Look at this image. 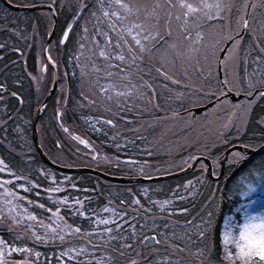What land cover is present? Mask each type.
Segmentation results:
<instances>
[{
	"label": "trees",
	"instance_id": "1",
	"mask_svg": "<svg viewBox=\"0 0 264 264\" xmlns=\"http://www.w3.org/2000/svg\"><path fill=\"white\" fill-rule=\"evenodd\" d=\"M81 1L82 0H75L73 3L69 0L67 3L63 2L65 4L63 6L62 3L56 5L58 13L56 35H58L65 22H67L73 12L79 7ZM95 1L97 2V0ZM232 1L233 0H226L227 3L231 4V8L225 9V12L228 13L227 19L229 30L233 29L234 26L235 28L237 27V18H242L243 11L245 10L247 3L250 1L248 18L249 29L245 31V34L238 45L236 51L238 66H235V69L237 68L236 70L241 81L243 80L246 68L253 81L258 79L264 80V75H254V73H264V61L256 62V55L258 52L257 46L264 48V0H239L238 3L234 1V5ZM160 2L162 3L163 0H160ZM8 12L15 17V23L11 25V29L8 24L6 30H0V43L11 40L16 47H20L21 52H24L25 49H27L28 43L25 44L22 39L18 38V32L23 35L26 31L31 37L33 26L36 25L38 33L41 37H44L52 24L49 13H45L46 15H44L41 12L30 11L23 13V15L20 14V17L17 12L10 11L0 4V17H3ZM91 18L92 17H90V19ZM163 19H166V17ZM163 19L161 21L162 34ZM87 23L95 24L96 22L92 23V20H89ZM171 23L172 27L175 28L177 22L173 20ZM24 25H26L25 29L23 28ZM75 25L76 26L74 27L76 31H74L71 41L69 38L64 46L60 47L55 40L53 46H51V50H53L54 46H58L59 53L62 57L58 63V65L60 64V82L58 84L60 90L55 92L44 112H42L38 119V137L41 147L51 160L64 165L77 163L78 165L96 168L105 173H125L130 175V167H115L116 165L111 164V162H104L106 160L103 161L102 157H98L96 161L90 160L91 158L87 157L86 153L81 150V147L70 138V135L73 136V134L76 133L94 138L100 143L99 150H104L105 155L109 158L107 161L114 159V157L111 156L112 153L117 154L112 151V149H107L99 136L90 133V128H88L84 122V116L87 113L97 111L95 114L103 117H105V115L107 116L108 113L107 110H90L88 107L85 108L88 103L85 100L84 95L88 98L89 94H83L79 86L80 81L77 78L76 71L77 68H79V65L75 66L76 50H74L79 44L78 41L83 39V35L77 24ZM222 27H224L223 22L218 23L215 21H210L204 26L210 39L214 37L216 33H219ZM24 36L26 35L24 34ZM175 38L174 34L173 39ZM169 43H171V40H169ZM39 48L38 43L35 42L27 57V67L32 72L35 70V53L38 52ZM164 48L165 44L161 41L160 47L155 52L160 58L158 57L159 61L158 59L154 60V67L158 68L163 66V69L172 73L171 76L173 78L175 77L174 79L178 83L183 81V75H185L186 78L182 83H186L187 79L194 82L193 87H197L199 92L197 91L198 93H194V95H187L186 99L188 103L193 104L192 101L194 99L198 100L201 93L207 92V89L210 86V81L205 74L206 69L197 67L196 58L184 61L173 59L170 55L164 56V54H166L164 53ZM92 52H96V48L93 50L88 48L86 54H83L82 51L83 55H80L79 57L80 63ZM13 55L16 57V63L5 72L3 71L0 73V83L8 84L11 90L16 91L17 94H19L21 103H19L18 98L11 95L0 100V123L2 124L10 113L14 115V119L11 120V123L7 126H0V135L3 136L2 141L4 143V145H0V155L10 164L14 163L15 169H18V171H24V169L26 171H34L38 166H44L39 156L36 155V152L33 154H29L28 152V149H30L29 147L34 149V146L29 144L31 115L38 105L41 95L36 92V86L33 79L25 73L23 62L20 60L19 54L14 52ZM245 57L247 58V65H245ZM201 63L203 62L201 61ZM254 63L258 66L254 67ZM170 64L171 69H169ZM233 67L234 66H232V68ZM82 68L86 69L88 67L85 66ZM195 70H198V73H200L199 77L198 74H195ZM198 79L202 81L201 88L197 86ZM49 80L50 78H48L47 81ZM147 80V83H150L148 78ZM175 86L176 85L172 87L175 88ZM176 88L173 92L176 91ZM155 90L157 101L162 111L158 113V117L153 118V121L152 117H150L147 120L149 123L146 121L147 124H144V130L146 131L144 135L145 138H142L139 142L137 151V153H141L142 155L132 154L146 161H144L145 163H142V167L135 171H142V176L145 177L160 175L177 170L176 165L183 167L181 162L186 156H189V154L203 151L205 148L212 153V156H216L217 153H222L224 151V145L219 147L220 144L215 143L218 141L214 140V136L217 134L213 128L208 129L207 126H201L199 124L196 127H189L186 119L183 120L182 118L174 117V113H176L174 110L182 108L177 96L172 97L171 101H169L170 99L168 100V96H165L164 92L157 89ZM245 90L247 91V89ZM66 91L68 92L66 95V103L64 105L63 100ZM148 94V98L151 97L150 92ZM98 103L101 104L102 107L104 106L102 105L103 102ZM88 106L91 105L88 104ZM105 108L110 110L109 107ZM58 109L60 111V122L66 129H68L66 132H64L61 126H58L57 124L56 113ZM261 116H264V99L258 98V102L254 104L251 114L244 125L243 131L232 133L230 135L231 139L228 141H231L232 144H237V135H239V141L241 143L249 140H259L261 132L264 131L257 123ZM155 118H163L164 120L158 119L161 124L156 127V123H154ZM148 124H150V126H147ZM105 133L109 134L110 132L108 130L105 131ZM22 137H24V140ZM102 137L105 138V135ZM227 138L224 137L222 140ZM145 139H147L148 142ZM105 141H107V138ZM8 148L12 149L15 153L8 150ZM260 155H264V153H261ZM25 157L27 160L24 159ZM257 159L260 161L258 164L264 162L260 160L259 156L255 157V160L258 162ZM218 161L219 157H217V164L219 167L220 163ZM253 162L254 161H252V163ZM170 166L174 167L171 171L168 170V167ZM218 167H215V169L217 170ZM225 167L224 177L217 183L211 181L206 175H204L203 180L197 179L188 188L185 187L184 182L186 180H191L193 177H199V175L203 173L201 168H194L190 173L171 177L169 179L152 182L126 183L120 184L119 186H114L90 173H79L76 174L74 180L76 189L72 190L70 195L81 199L82 195L89 192L93 197L92 199H94V204H96L94 205L95 209L100 208V206H103L113 199L118 203L123 201V203L120 204H122L124 209H120V211L126 213L124 217L129 219L128 222L132 220V217H130L131 219L128 218L130 215L136 216V219L138 216L141 217L139 219L140 225L151 227V232H155L157 239L159 240V243H156L151 239V236H149L148 241H144V238L137 237L138 239L136 242L125 238L127 242H129L130 247H132L130 252L133 251L134 256L137 255L136 251L138 250V244L141 243L143 246V244L146 243L141 252L143 255L147 256L150 254L148 260L149 263L163 261L162 257L167 256L168 259H171V262H176V264L178 261L184 262L185 264H195L197 259H202V257L197 256V250L210 249L214 253L217 264H226V262L221 260L219 253V224L222 216L225 213H228L236 202L240 200L235 194L231 195L232 187L230 183L236 176L245 170L246 164H233L227 160ZM181 188H183V192L177 194L179 197H175L176 190H180ZM79 190L85 191L80 194ZM149 198H154V200L157 201H169V208H174L175 210L177 205H179L180 208H183L186 211L174 212V220H156L153 218V215L160 212L156 210L158 207L147 203ZM134 200L139 203H135ZM147 207H149L151 212L145 210ZM86 212L90 213L88 210ZM63 216L69 223L80 226L81 220L79 217L69 215L66 212L63 213ZM177 220H184L182 223L185 224L180 226L176 224ZM193 223L196 225L194 226ZM209 225H211V227H209ZM138 226L135 227V230H138ZM201 232L204 233L203 236L200 235ZM163 235H170V237H168L167 240ZM117 243H119V245L121 244L120 241H117ZM214 245L215 247H213ZM115 248L119 249L120 247L116 246ZM150 250L152 252H150Z\"/></svg>",
	"mask_w": 264,
	"mask_h": 264
},
{
	"label": "snow or ice",
	"instance_id": "2",
	"mask_svg": "<svg viewBox=\"0 0 264 264\" xmlns=\"http://www.w3.org/2000/svg\"><path fill=\"white\" fill-rule=\"evenodd\" d=\"M16 3L17 0H7L9 6ZM84 7L85 5L81 3L80 8ZM95 8L96 11L92 15L97 16L98 23L92 40L97 41L95 45L97 53L106 63L100 67L93 64V68L97 72L103 71L104 76L110 78L103 83V86L99 87L100 93H115L117 96H122L126 95L127 92H131L133 88L125 82L128 77L132 76V72L128 71V69L136 65L143 67L145 55L147 54V56L151 57L160 47V42L163 41L165 44L164 52L173 59L188 61L196 58L197 67L206 69L205 74L210 81V86L207 92H202L200 98L192 101V103H203L205 116L216 115L217 113L226 114L227 118L219 125L221 130L229 128L233 122L234 115H239L240 119L236 120L235 123L236 127L240 131H243L256 99H264V80L258 79L253 81L246 68L243 80L241 81L237 71L232 70V66H238L236 46L239 43V32L241 29L248 27V20L242 19L241 21V18H237V27L230 31L227 19L228 13L224 11L226 8H231L230 3H227L226 0H163L162 3L160 0H107V3L104 0H97ZM164 17L166 19H163ZM76 18L73 17V20ZM162 19L163 34L161 28ZM173 20L177 22L175 28L172 27L171 22ZM210 21L223 22L224 24L220 32L216 33L211 39L204 28ZM71 27L72 23L70 22L68 28L65 29L64 35L61 37V44L67 39ZM174 34L175 39H173ZM98 36L103 38V45L98 43ZM169 40H171V43H169ZM79 47L83 48L84 45L81 44ZM257 47L256 62L264 61V48ZM17 51L19 50L17 49ZM44 51L47 52V49H44ZM48 61H51L53 68L58 67L57 61L51 55L48 56ZM245 65H247L246 57ZM256 66L258 65L254 63V67ZM38 70L41 73L43 72L42 67ZM156 71L168 76L163 66L156 68ZM254 75L261 76L264 73H254ZM113 76L115 78H112ZM33 79L35 80L37 77H33ZM140 80L142 84L151 87L142 77H140ZM117 85H123L127 92L120 91ZM3 89H5V85L0 84V90ZM233 92L236 94L235 97L231 95ZM12 95L16 96L17 94L14 92ZM59 116L60 112L58 109L57 118ZM107 123L112 124L113 121L108 120ZM257 123L264 130V116H261ZM65 131H68V129L65 128ZM73 135L80 144L91 147L86 139L75 134ZM236 139L239 150L236 146L232 145L231 141H222V143L228 145L231 151L225 150L223 153H217L216 156H212V153L205 148L203 151H197L195 154L186 156L181 164L183 168L189 170L192 168H205L207 170L206 161L200 159V157L207 156L211 159L213 166L211 174L215 175L214 168L218 167L217 157L221 158V162L226 158L233 164L241 163L242 165L247 164L255 156H259L260 160L264 161V155H260L264 153V131L261 132L259 140H249L241 143L239 135H237ZM176 167L180 170V165H176ZM247 171H252V168H248ZM246 174L247 172L241 173V176L243 177ZM45 175L50 183L44 189V192L50 198L55 199L57 203L68 204L70 208L80 203L79 200H71L65 196L55 197L53 194L60 192L62 185L55 182V175L51 171L45 173ZM21 179L25 182L20 183L19 180ZM197 179L203 180L204 174L201 173L199 177L186 180L184 182L185 187L192 185ZM68 181L69 177H62L63 184H67ZM33 184L34 182L28 181L27 177H17L15 171L3 160H0V190H2L0 192V200L9 206V216L14 225H18L20 221L15 216H12L11 213L15 212L17 207H22V205H18L14 201L27 200L29 204H38L37 201L28 200L27 195H21V192L18 191H29L30 188L27 186ZM35 186L37 188L40 187V185ZM69 187L76 188V185L71 184ZM252 187L254 185L250 184L248 186L249 189ZM134 202L139 203L135 200ZM164 203L167 204L169 201H164ZM249 203L251 202L249 201ZM38 207L44 209L45 206L44 204H38ZM25 211L27 210L25 209ZM47 211L52 213L49 220L53 223L56 220L63 221V217L59 215L60 208H56L55 210L49 208ZM106 211H113L114 215L116 214L113 209H106ZM177 211L183 212L186 210L177 209ZM79 214L84 216L83 212ZM92 215H95V213H92ZM124 215H126L125 212H120L116 216L120 221V223L115 224L117 230L125 223L122 219ZM23 219L24 217L21 216V220ZM27 219L34 221L37 219V216L34 213H28ZM233 220L234 217L227 215L219 230V253L221 260L226 262V264H237V261L239 264H264V210L260 212L245 210L242 222L233 223ZM53 223L42 225L45 231L44 237L35 236L36 229L32 225L28 227L32 229L36 240L43 239L47 242L49 231L53 240H63V228H60V233L57 234V228L60 226L53 227ZM101 223H113V220L111 217L101 220L96 215L93 224ZM64 227L68 228L69 233L73 231L80 232L81 230L74 226L64 225ZM9 230L11 231V229ZM100 231L109 233L111 229L106 227ZM135 235V229H133V240L135 239ZM200 235L203 236L204 233L201 232ZM108 239L111 240L114 237L109 236ZM151 239L159 243L155 232H153ZM148 240L149 237L145 236L144 241ZM122 247L128 248L130 245L125 244ZM232 248H235V251H232ZM84 250V246L81 245V253ZM30 251L27 246L20 248L0 239V264H8L6 256L13 252L28 253ZM75 253V248H66L60 255L67 257L71 261L75 258ZM36 255L38 256L39 253H36ZM197 256L202 257V259H197L195 264H217L214 253L210 249L197 250ZM162 260L167 261L168 257L164 256ZM13 264H31V262L25 256L24 260L15 261ZM61 264H63V261H61ZM97 264H100V262L97 261ZM129 264H133V261H129Z\"/></svg>",
	"mask_w": 264,
	"mask_h": 264
},
{
	"label": "rangeland",
	"instance_id": "3",
	"mask_svg": "<svg viewBox=\"0 0 264 264\" xmlns=\"http://www.w3.org/2000/svg\"><path fill=\"white\" fill-rule=\"evenodd\" d=\"M71 1L74 3L75 0H71ZM93 1H95V0H93ZM234 1H236V3H238L239 0H233L232 1L233 5H234ZM104 2L107 3V0ZM95 5L96 4H93V6L91 7V10L88 11V13L85 12L83 17L80 19L79 23L81 26L85 27L84 23L89 22V20H92V23H95V22L98 23L97 16L92 15V13L96 11V8H94ZM245 13L246 12L243 11L244 15H245ZM84 16H85V18H84ZM90 17H92V18L90 19ZM94 25L97 27V24H94ZM233 29H235V26L233 27ZM245 29L246 30L249 29V25ZM230 31H231V29H230ZM33 34H34V31H32V35ZM101 40H103V39L100 38L98 40V43L101 42V45H103L104 43H102ZM94 43L96 44L97 41H94ZM236 48H237V46H236ZM81 49L82 48L77 47L74 50H81ZM83 51L86 53V51L84 49H83ZM154 55H155V53L151 57L145 55V56H147V59H150V62H146L144 60L143 67H140V65H136L135 70L137 71V69H139V71L143 74H148L150 71L151 75H153L154 71H153V69H151V67H152L151 64H153ZM164 56H167V54H164ZM150 65H151V67H149ZM169 69H171V64L169 65ZM236 69H235V66L232 68V70L237 71ZM171 74L172 73L170 72V74H168V75H171ZM159 77L163 78V76H159ZM41 84H42V82L39 84V86H41ZM183 85H185V83L181 82L177 86V88L175 87L176 88L175 92H173V90L168 88L166 86V84H164V83H163L162 87L159 83H157L155 88L159 91L164 92L165 96H168V100L170 99L169 101H171L172 97H176V96L178 97L179 101H184L187 99V95H189V94L184 89H181V87ZM186 85H187V83H186ZM201 85H202V81L198 79L197 86L200 88ZM195 90L198 91L199 89L197 87H195ZM195 90H192L190 88L189 91L196 92ZM42 95L43 94H41V96ZM185 103H183V104H185ZM145 113L146 112H144L143 114H145ZM188 113H190V111ZM143 116H146V115H143ZM226 118H227L226 114H224V113H217L216 115L205 116L204 110H202V111H200L198 116H196V117L190 116L189 122H190V125L194 126V124H197L198 122H200V120L204 121L205 125H208V129L213 128L214 131H216L217 135L214 136V140L218 141L215 143L220 144V143H222V141H228V139L231 138L230 135L232 133L240 131L236 127V123H235L236 120L240 119L239 115H234L233 122L231 123V126L229 128H224L223 130H221L219 125ZM158 119L164 120L163 118H158ZM158 119L154 120L155 121L154 123H156L157 126L161 124V122H159ZM143 120H146V117H144ZM152 121H153V117H152ZM147 122L149 123V121H147ZM88 123H89L90 129L93 132L98 133V135H101L104 133L103 129L97 124L95 118L91 117V120ZM147 126H150V124H148ZM217 137H219V139H217ZM224 137H226V138L228 137V138L225 140H222ZM22 139L24 140V137H22ZM25 139H26V137H25ZM145 140H147V139H145ZM147 142H148V140H147ZM24 159L26 160V157ZM253 161L254 162L252 164H250L251 166L247 167L242 172V173L247 172V174L245 176L242 177L240 174V175L236 176L234 178V180H232V182L230 183V185L232 187L231 195L235 194L241 200V202H239L237 205H235L229 213H226L223 216V219L221 221V226L224 222V218L227 215H231L232 217H234L233 223H238V222H242V217L244 215L245 210L256 211V212H260L261 210H264V162L262 164H258V163H260L259 160H258V162L256 160H253ZM248 168H252V171L248 172L247 171ZM45 173H47V172L44 169H42L40 171V174L43 176H46ZM16 175H17V177H26V176H18L19 174H16ZM19 182L24 183L25 181L23 179H21V180H19ZM55 182L57 184L62 185V190L58 193L53 194L55 197L65 196V197H69L71 200H79L81 203L75 204L71 208L69 207L68 204L57 203L55 199L50 198L49 195L46 192H44V189L49 186L50 182L48 180L40 187L39 191H37L36 188H33L36 185L35 183L33 185H28L29 187L28 186L27 187L30 188V190H32L34 193H36V194L39 193V197H42L45 201L52 203V204L53 203L56 204V207L52 208L53 210H55L56 208H60L61 205H65V206H67L68 210L72 213V215L77 214L78 216L83 217L84 220H88L92 226H98V228L95 231L82 232V229L80 227L74 226V227L80 228L81 229L80 232H74L73 231V232L69 233L68 228L64 227V225H68V226H72V225H70L64 219H63V221L56 220L53 223L52 221L49 220V217L52 215V213H49L47 211V209H45V208L40 209L36 204H29L27 200L14 201V203H16L18 205H22V207H17L16 211L11 213L12 216H15V218L20 221V223L18 225H14V224H12V220L9 216V211H8L9 206L5 205L3 203V201L0 200V205H2L1 209H0V239H3L8 244H14L15 246L20 247V248H24L25 246H27L31 250L28 253L13 252V253L7 255L6 260L8 261V264H13V262H15V261H22V260H24L25 256H27V258L31 262V264H51V263H54L56 261H58L59 263H61V261H63V264H71V262L76 263V264H87V261H90L89 262L90 264H93V263L97 264V261H99L100 264H112L113 262L124 261V258L122 256H120L118 253H124V254L126 253V255L131 256V257L134 256L133 251L130 252L132 247H128V248L122 247V245H125V243L123 242V239H125V238L122 239V237L133 236V229H135V227H137L139 225L138 230H135V234H136L135 238L136 239H138L137 237L144 238L145 236H147V237L151 236L150 231L152 228L146 227L145 225H140L139 219L141 217H139V216L137 217V219H136V216H132V220L130 222L124 223L119 230H117L115 228V224L120 223V221L116 218V216L121 212L120 208L123 207L122 204H120L121 202L118 203V202H116V200L115 201L111 200V201H109L107 206L99 208L97 214L86 215V211L89 209V206L87 204V200H85V199L81 200L79 197L71 196L70 193L72 192V189H74V188H69V185H71V183L70 184H63L62 183V177L60 179H57L55 177ZM250 184L254 185V187H252L251 189L248 188V186ZM190 186L191 185L187 186L186 188H188ZM194 186H195V184H194ZM0 192H2V190H0ZM182 192H183V189L176 190L175 197H179V195L177 196V194L182 193ZM28 200H30L29 197H28ZM249 201L251 203H249ZM154 204L158 207V209H160L162 211V213L164 211L165 205H167L164 203V201H161V202L156 201V202H154ZM25 209L27 211H25ZM106 209H113L116 214L114 215L113 211H106ZM80 212H83L84 216H81L79 214ZM2 213L7 214V216H5V218H4ZM28 213H34L37 216L36 220H34V221L31 220L32 226L36 229L35 236L44 237L45 231H44V228L42 227V225H47L49 223H53V227H56L57 225L60 226L57 228V234L60 233V228H63L64 239L63 240H60V239L53 240L51 238V232L49 231V233H48L49 238H48L47 242H45L43 239L36 240L35 237L33 236L32 229L29 228L28 226L26 227L25 225L22 224L23 221H24V223H26V220H28L27 219ZM59 215L61 216L60 213H59ZM96 215H98L101 220H104L106 217H111L113 220V223H101V224H95L94 225L93 221L95 220ZM21 216L24 217L23 220H21ZM129 217H131V215ZM153 218L156 220H158V219L165 220V218L160 217L157 213L153 215ZM193 224H194V226L196 225L195 223H193ZM106 227L111 229V231L109 233H103L100 231L101 229L106 228ZM9 229H11V231ZM109 236L114 237V239L109 240L108 239ZM163 236L167 240H168V237H170V235H167V236L163 235ZM136 239L133 240V238H131V240L133 242H136ZM117 241L122 242V244L119 245V243H117ZM145 244L146 243H144L143 246H145ZM81 245H83L84 249H85L83 253H81ZM116 246H119L120 248L117 249V248H115ZM143 246L141 245V243L138 244V250L136 251V253L138 255H140L141 257H138V259L126 257L125 259L133 261L134 264H140L139 263L140 260L143 261L145 264H148L147 260L150 258V255L145 257V258H142L143 254L141 251L144 249ZM159 247L165 248L163 246H159ZM66 248H75L76 249L75 258L71 261L65 260V257L60 255V253H62ZM114 251H116V252H114ZM232 251H235V248H232ZM150 252H152V251L150 250ZM36 253H39V255L37 256ZM170 260L171 259H168L167 261H164L163 263H168V262L172 263ZM155 263H157V262H155ZM237 264H239L238 261H237Z\"/></svg>",
	"mask_w": 264,
	"mask_h": 264
},
{
	"label": "water",
	"instance_id": "4",
	"mask_svg": "<svg viewBox=\"0 0 264 264\" xmlns=\"http://www.w3.org/2000/svg\"><path fill=\"white\" fill-rule=\"evenodd\" d=\"M42 6H43V5H37V6H33V7H27L26 9H32V8H37V7H42ZM51 11H52V8H51ZM52 13H53L54 22H55V15H54V12L52 11ZM246 15H247V11H246V13H245V17H244V19H247ZM243 30H244V29H241V32L239 33V36L242 34ZM51 33H52V32H51ZM50 36H51V35H50ZM50 36L47 37V41H46V43H45V45H44V49H46V46H47L46 44H47V42H48ZM44 54L46 55V52H45V51H44ZM46 59H47V56H46ZM49 63H50V62H49ZM53 71H54V70H53ZM54 73H55V71H54ZM55 84H56V75L54 76L53 84H52L51 88H50V89L48 90V92L46 93V95H45L44 99L42 100L41 104L36 108V110H35V112H34V115H33V117H32V128H33L32 134H33V139H34L35 146H36V148H37V150H38L40 156L43 158V160H44L45 162H47L48 164H50L51 166H54V167H56V168H58V169H60V170H64V171H91V170H88V169H85V168H62V167L56 166V165L52 164V163H51V162H50V161L44 156V154L42 153V151H41L40 148H39V145H38V142H37V139H36V133H35L36 120H37L38 116L40 115V113L42 112V110H43V108H44V106H45V104H46L48 98H49L50 95L53 93V91H54V89H55ZM202 108H204V106H203V107L194 108L193 111H194V113L197 114ZM234 146H236V147L239 149V145H234ZM226 150L229 151L230 149L227 148ZM250 151H251V150H250ZM205 161L208 163V160L205 159ZM223 162H224V159H223ZM187 171H189V169H186V168H185V169H182V170H180V171H178V172H176V173L170 174V175L160 176V177H155V179H159V178H162V177L175 176V175H177V174H182V173L187 172ZM97 173H98V172H97ZM98 174L101 175V176H103V177H105V178L112 179V180H117V181H131V180H141V181H142V179H137V178H135V179H125V178H117V177L107 176V175H104V174H102V173H100V172H99ZM207 174H208V175H211V173H210V169H209V166H208V168H207ZM215 178H216V177H215ZM217 178H218V177H217Z\"/></svg>",
	"mask_w": 264,
	"mask_h": 264
},
{
	"label": "flooded vegetation",
	"instance_id": "5",
	"mask_svg": "<svg viewBox=\"0 0 264 264\" xmlns=\"http://www.w3.org/2000/svg\"><path fill=\"white\" fill-rule=\"evenodd\" d=\"M27 0H17V3H26ZM1 5H3L2 3H0ZM4 6V5H3ZM7 16H9V18L7 19V23L9 25H12L13 23H15V17L13 15H10V13H7ZM26 25H24V29ZM24 34L26 36H24ZM24 34L22 35V33L18 32L17 36L19 39H22L24 41L25 44L29 43L31 38L29 37V33H26V31L24 32ZM16 36V35H15ZM14 43L11 40L8 41H4L3 43H0V73L1 72H5L8 68L13 67L14 63H15V59L16 57L13 55L14 52H16L15 50H12L14 48ZM17 54L20 55V52H16ZM25 62H26V56H25ZM130 84H133V80L129 81ZM134 83L136 85V89L138 88V81L135 78ZM1 84V83H0ZM5 85V89L0 90V92L2 94L7 93L9 91V86L8 84H3ZM133 169H137V167L132 166ZM112 264H129L126 262H113ZM134 264V263H133Z\"/></svg>",
	"mask_w": 264,
	"mask_h": 264
}]
</instances>
